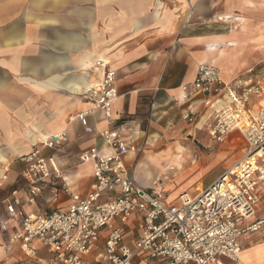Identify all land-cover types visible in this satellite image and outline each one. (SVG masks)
Listing matches in <instances>:
<instances>
[{"label": "crops", "instance_id": "obj_1", "mask_svg": "<svg viewBox=\"0 0 264 264\" xmlns=\"http://www.w3.org/2000/svg\"><path fill=\"white\" fill-rule=\"evenodd\" d=\"M97 59L116 71L119 98L111 121L85 97L86 89L102 80ZM262 62L264 0H0V264H61L42 248L35 259L25 258L12 241L16 225L5 202L13 190L21 191L19 208L27 213L67 208L73 193L91 190L93 165L80 156L95 145L108 151L98 136L103 129L144 147L142 153H129L127 164L140 186L161 188L152 186L154 179L189 161L187 152L214 145L205 136L206 123L224 103L220 98L207 105L212 93L188 98L180 86L195 79L199 64L217 66L231 81L242 68ZM79 112L87 113L86 124L69 123L68 117ZM86 126L94 132H86ZM63 129L69 136L65 151L44 153L56 158L64 177L48 179L30 204L22 191L26 164L21 157ZM173 136L183 138L171 141ZM200 152L196 181L216 165L215 151L209 157ZM263 217L264 193L245 225ZM138 222L132 217L125 229L130 244L139 237ZM240 242L242 264H264V226ZM102 251L100 245L91 259ZM220 262L234 264L225 257ZM134 264L164 263L141 253Z\"/></svg>", "mask_w": 264, "mask_h": 264}, {"label": "built area", "instance_id": "obj_2", "mask_svg": "<svg viewBox=\"0 0 264 264\" xmlns=\"http://www.w3.org/2000/svg\"><path fill=\"white\" fill-rule=\"evenodd\" d=\"M94 64L103 69L102 80L87 88L85 97L111 121L119 98L116 71L103 59ZM180 87L188 98L212 93L207 105L224 98L206 130L217 142L239 131L247 143L244 158L209 186L184 191L169 201L162 188L140 186L134 168L127 164L128 154L142 153L144 147L118 131L103 129L98 136L108 151L95 145L80 156L82 163L93 165L94 180L86 195L73 193L65 209L31 213L19 208L23 204L19 189L6 200V210L16 225L12 241L20 244L25 258L35 259L42 248L61 264H134L141 253L164 264H221V257L242 264L241 236L264 226V217L245 225L256 215L264 193V71L253 66L242 78L226 81L217 66L199 64L195 79ZM186 117L193 122L192 113ZM86 121V112L68 117L69 123ZM85 130L94 132L89 126ZM68 139L63 129L46 136L21 157L26 164L22 191L27 192L28 203H36L48 187V179L64 177L56 158L44 152H64ZM134 216L139 218L140 234L130 244L125 229ZM100 245L103 251L91 259Z\"/></svg>", "mask_w": 264, "mask_h": 264}, {"label": "rangeland", "instance_id": "obj_3", "mask_svg": "<svg viewBox=\"0 0 264 264\" xmlns=\"http://www.w3.org/2000/svg\"><path fill=\"white\" fill-rule=\"evenodd\" d=\"M249 68L250 67L248 66L242 68L239 78H242L243 76H245ZM256 68L259 71H264V63L263 62L259 63L256 66ZM226 81H229V80H226ZM234 134L235 135L229 134L225 138V140H223L222 142L215 141L213 143L214 145H209L208 147L201 146L199 148L200 151L203 152L204 155L202 156L204 157L205 155L207 156L209 154L212 155L214 151L216 153V157H215L216 159H214L216 161V165L208 172L205 178H201V179L198 178L199 180L197 181L194 180L193 175L197 174L200 170V169H197L200 166L198 162L199 156H197V153H199L200 151L199 152L198 150L190 151V152H187L190 158L189 161H183L182 163H180V165H176L172 167V169H169L166 172L159 175L156 179H154L152 186L156 185L158 187H161L162 190L166 193V195L169 196V198L171 199L170 201H172L174 198H176L180 193L184 191H196L198 188L201 189L202 187L205 188L209 186L211 181L215 178V176L219 177L225 170H228L234 167L235 164L241 161L246 154L245 149L247 147V143H246L245 138L239 131L234 132ZM205 136L207 138V141L209 140L210 142L214 141L209 136L208 132L205 133ZM182 138L183 137L181 136H173L171 141L181 140ZM180 153L181 151L178 152V154ZM184 156L185 155H183V157ZM208 161H212V160L209 159ZM189 167H193V169L189 170L188 169ZM193 170H196V171H193ZM191 172H194V173L190 174ZM3 264H6V263H3Z\"/></svg>", "mask_w": 264, "mask_h": 264}, {"label": "bare ground", "instance_id": "obj_4", "mask_svg": "<svg viewBox=\"0 0 264 264\" xmlns=\"http://www.w3.org/2000/svg\"><path fill=\"white\" fill-rule=\"evenodd\" d=\"M241 255V254H240Z\"/></svg>", "mask_w": 264, "mask_h": 264}]
</instances>
